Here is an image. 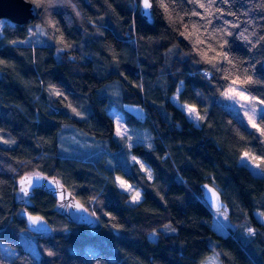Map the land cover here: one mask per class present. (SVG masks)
Masks as SVG:
<instances>
[{
    "label": "trees",
    "instance_id": "16d2710c",
    "mask_svg": "<svg viewBox=\"0 0 264 264\" xmlns=\"http://www.w3.org/2000/svg\"><path fill=\"white\" fill-rule=\"evenodd\" d=\"M28 1L36 17L0 29V244L14 252L8 258L0 247V264H200L210 253L222 264H264V224L253 214H264V174L238 163L247 152L264 172V136L221 105L233 66L222 62L217 71L196 50L203 40L199 51L215 56L209 49L227 41L233 77L246 69L255 81L249 93L264 98V0L210 7V0H163L167 12L151 0L152 23L141 17L140 0ZM173 95L203 120L191 122ZM117 113L150 141L117 138ZM60 139L101 148L63 156ZM129 149L151 179L139 163H123ZM34 173L56 178L95 213L93 227L67 220L41 190L29 206L20 203L16 182ZM116 177L141 191L138 203H128ZM206 183L229 209L225 233L214 229L216 213L201 198ZM25 209L51 233L26 229ZM165 226L175 232L164 233ZM249 228L255 235L245 234ZM23 234L34 239L38 258L23 249Z\"/></svg>",
    "mask_w": 264,
    "mask_h": 264
},
{
    "label": "water",
    "instance_id": "95a60500",
    "mask_svg": "<svg viewBox=\"0 0 264 264\" xmlns=\"http://www.w3.org/2000/svg\"><path fill=\"white\" fill-rule=\"evenodd\" d=\"M150 2L152 3L151 0ZM139 9H140L141 17L145 19L148 23H152L151 13L153 8L151 7L149 9H144L143 2L142 0H140ZM36 15L37 14L35 7L28 0H0V21L7 20L12 24L22 25V24H26L29 20H33L36 17ZM27 177H32L33 183L31 186L28 187L27 193H25L21 189L22 187L26 186L22 184V181H24V179ZM37 177H40V179L37 180L36 179ZM52 180L53 178H49L47 176H43L37 173H34V175H24L16 182V186H17L16 197L18 198V201L22 204H25L26 206H29L30 205L29 198L31 197L34 190L44 191L55 198L58 212L62 216H65L67 220L78 226L83 225L89 229L92 228L93 227L92 216L89 215L87 211L83 212L78 210V208L75 205L77 203L80 204V202L77 201L75 197L72 194H70V192L65 188V186L61 184L56 178L55 180L58 181L59 185H62V187L56 185H50L49 182ZM199 188L201 192V198L203 199L204 203L206 204L209 210H211L214 213L223 211L226 215H228L229 209L227 208L226 204L221 198V195L218 190L213 188L208 183L199 185ZM209 188L214 189L219 195L220 203L223 205V207L220 208L219 211L215 207H213L209 202V198L211 196V193L208 191ZM61 193L64 194L63 199L61 198ZM83 208L85 207L83 206ZM21 216L26 220V229H28L32 234L47 236L51 233L52 228H50L49 224L46 223V221L42 217L38 215L36 216L31 215L27 212L26 209L21 213ZM29 217H34V218L38 217L39 219L36 221V223H32Z\"/></svg>",
    "mask_w": 264,
    "mask_h": 264
},
{
    "label": "snow or ice",
    "instance_id": "6c2138e0",
    "mask_svg": "<svg viewBox=\"0 0 264 264\" xmlns=\"http://www.w3.org/2000/svg\"><path fill=\"white\" fill-rule=\"evenodd\" d=\"M34 3L37 4V6H41L39 0H33ZM143 2V8L144 9H149L152 7V3L150 2V0H142ZM214 2V0H210V3L208 5V7L211 6V3ZM161 7L164 8V10L167 12L168 11V5L165 4L163 2V0H161ZM199 7L201 8H205L206 5L203 3L199 4ZM147 14V13H146ZM193 15H198V13L193 12ZM185 28L187 30V25H185ZM198 31V29H197ZM243 35V34H241ZM245 39H247V37H244ZM204 41L203 40H197V48L196 50L199 52V54L202 56V58L204 59V61L206 63H209L213 66V68H216L217 71L222 70V62H227L229 65H232L233 68L229 69L227 74L224 76V79L226 81H229V83L227 84L226 87L222 88L221 91V95L227 99V100H232V101H243V103H241V108H250L251 111V115L248 116V120H249V124L256 129V131L260 134V136H264V126H261V124H259L257 122V117H261L262 119H264V107H261L258 109L257 106H264V98L258 99L255 96H251L249 93V89L248 87H246V85H250L252 83H255V81L252 79V77L250 75H248L247 70L245 69L243 72H236V75L233 77V69H236V65L234 64L232 58H230V56L228 55V53L226 51H224L225 45L228 43L227 41H223L220 46H219V51H217V49L215 48H210L209 51L215 52L216 55L215 56H209L208 52H200L199 51V45L203 44ZM206 75L208 74L207 72L205 73ZM179 91V89H178ZM182 110H186L188 113V117L190 120L193 121H202L203 117L199 114V112L197 111V108L195 106H191V105H184ZM73 111H75V109H73ZM79 114V113H77ZM246 115H248V113L246 112ZM126 129L124 130V132L126 133ZM116 134L119 136L121 135V128L118 125L117 126V130H116ZM249 157V153H245L244 157H242V159L244 158H248ZM133 160L136 161L137 163H140V161L136 160V157H133ZM256 167H260V165H256ZM141 168H144V165L141 164ZM149 178H151V174L149 172ZM37 180L40 179V177L36 178ZM116 182L118 184V186L120 188H122L124 191L126 192H130L133 193L132 194V202L133 203H137L139 202L141 196L140 193L138 191H134L132 186L129 185L125 180L121 179L120 177H116ZM33 183V178L32 177H27L24 179V181H22V184L26 185L24 187H22V191H24L25 193H27L28 191V187L31 186ZM50 185H56L59 187H62V185H59V182L55 180V178H53L52 181L49 182ZM207 187V186H205ZM208 191L211 193V196L209 198V202L210 204L215 207L218 211L220 208L223 207V205L220 203V199H219V195L218 193L214 190L209 188ZM64 194L61 193V198L63 199ZM78 210L86 212L87 209L83 208L82 205H80L79 203H77L75 205ZM89 215L94 216L95 213H90ZM264 215V214H261ZM29 219L32 221V223H36V221L39 219L38 217H29ZM172 231H174L175 229H171ZM248 234L251 235H255V232L253 229L249 228L247 229ZM49 255H52V253H49ZM205 264H215V258L212 259L211 262H205Z\"/></svg>",
    "mask_w": 264,
    "mask_h": 264
},
{
    "label": "rangeland",
    "instance_id": "374dc122",
    "mask_svg": "<svg viewBox=\"0 0 264 264\" xmlns=\"http://www.w3.org/2000/svg\"><path fill=\"white\" fill-rule=\"evenodd\" d=\"M5 21H7V20H5ZM5 21L4 20L0 21V29L2 28V25L5 23ZM248 94H250V93H248ZM251 96H253V95H251ZM172 100H173V102L175 104H177L180 107V104L177 101L176 95H173ZM220 102H221L222 107L225 108L228 112H231L239 120V122H241L245 127L249 128V129H255L249 124V120H248V116L251 115L250 108H241V106H240L241 103H243V101L237 102V101L227 100L221 95ZM184 105H186V104H181V107H180L181 110L183 109ZM257 107L259 109V108L264 107V106H257ZM126 110L130 111L131 113H133L136 116H138V115L141 116L143 114V108H142V106H139V105L138 106L127 105L126 106ZM182 111L184 112V114H186L187 118L189 119L187 111L186 110H182ZM246 112L248 113V115H246ZM113 117H114V120H115L116 128H117L118 125H120L122 123L121 124L122 125L121 133L122 134L119 135V136H125L128 139L131 138L130 141L133 139V143L132 144H134L136 142H140L138 139H143V138H145L148 142L150 141V136H149L148 132H146L144 130L143 131H141V130L133 131L132 129L125 127L124 121H123L124 117H122L120 113H117V115H115ZM120 120H121V123H120ZM190 121L193 122V123L197 122V121H193V120H190ZM125 129L127 130L126 133L124 132ZM139 134H140V136L137 138V136ZM130 141H129V143H130ZM71 145H74V144H72V143L65 144L64 143V146H63V141H62V139H60L59 152L61 153V155H63V156H65V155L66 156H72L74 154L73 151H69L68 150V148ZM64 147H66V148H64ZM244 154L245 153H243V155L239 158L238 163L242 164V165H245L247 168L250 169V171L254 175H257V176L261 175L262 176L264 174V172L259 167H256V165H258V164H256L253 161V159L250 156V154H249L248 158L242 159V157H244ZM133 157H135V156L132 154L131 150L129 149V158H130V160L122 159V161H124L123 163H126V162L133 163V162H135L133 160ZM136 160L140 161L137 158H136ZM141 164H143V163L142 162L139 163V165H140L139 167L140 168H141ZM123 167H125V166H123ZM141 170H143V172L147 175L148 179H151V178H149V172L151 174L150 169H148L144 165V168L143 169L141 168ZM120 178L122 179V177H120ZM127 183L132 186L134 191H138L140 193L141 198H142L141 191L136 189L134 184L129 183V182H127ZM122 191L126 192L123 189H122ZM126 193L130 194V198L128 200V203L131 204V205L135 204V203L132 202V194L133 193H130V192H126ZM141 198H140V200H141ZM253 214H254V217L261 224L262 223L264 224V215H261V214H263L262 212L254 211ZM215 220L216 221L214 223V229L216 231H218V232L220 231V232H224V233L228 231V228H227L228 227V221H227L225 213L223 211H220V212L216 213V219ZM171 229H173L171 226H165V228L162 231L164 233H167V234L174 233L175 230L172 231ZM245 234L250 236L248 234V232H247V229L245 230ZM157 236H158V233H156V232L155 233L154 232L150 233L149 234V239L151 241H155ZM21 244H22L24 250L29 251L33 256L38 258L39 252H38V250H36L35 241H34V239H32L31 236H29L28 234H23L21 236ZM0 247H1V250L3 251L4 255H6L8 258H11L14 255V252L9 250L7 247H4L3 244H0ZM213 258H215V264H222V263L219 262V260H218V258H217L215 253H210L209 256L206 259H204L200 264H205V262H211Z\"/></svg>",
    "mask_w": 264,
    "mask_h": 264
},
{
    "label": "crops",
    "instance_id": "0c3cea01",
    "mask_svg": "<svg viewBox=\"0 0 264 264\" xmlns=\"http://www.w3.org/2000/svg\"><path fill=\"white\" fill-rule=\"evenodd\" d=\"M116 115V114H115ZM111 117H112V115H111ZM113 122H114V128H115V136L118 138V135L116 134V130H117V128H116V125H115V120H114V117H113ZM120 123H121V120H120ZM122 124V123H121ZM119 125L120 126V128L122 127V125ZM122 129V128H121ZM129 141H130V138H129ZM128 141V142H129ZM72 144H74V145H71L69 148H68V150L69 151H79V149H82L84 146H88L89 147V149L90 150H96L97 148H101V145H100V143L98 142V143H95V142H92L91 140H87L86 142H84V143H81V144H79L78 143V141H76L75 140V142L74 143H72ZM99 145V146H98ZM66 148V147H65ZM92 148V149H91ZM87 151H88V149H86ZM85 150V151H86ZM94 154V153H93ZM70 157H73V156H70ZM107 159V157L105 158V160ZM128 160H130V158H128ZM136 162V161H135Z\"/></svg>",
    "mask_w": 264,
    "mask_h": 264
}]
</instances>
